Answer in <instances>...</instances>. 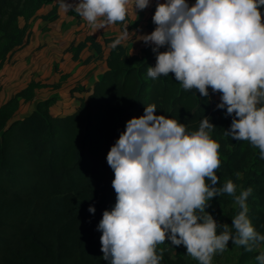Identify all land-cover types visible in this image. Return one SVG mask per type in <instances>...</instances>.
<instances>
[{
  "label": "trees",
  "instance_id": "1",
  "mask_svg": "<svg viewBox=\"0 0 264 264\" xmlns=\"http://www.w3.org/2000/svg\"><path fill=\"white\" fill-rule=\"evenodd\" d=\"M45 5L51 7L39 18L52 22L58 17L57 0H0V70L6 58L27 43L28 21ZM146 27L151 32L155 25L150 20ZM116 37H103L109 45L106 68L90 89H82L86 94L77 97L70 113L53 115L50 96L37 100L25 116L14 118L19 99L29 100L32 89L42 86L33 80L0 104V264H108L97 229L103 210L110 209L116 197L106 154L125 122L142 115L151 103L157 105V114L177 119L188 131L197 130L202 117H209L216 126L210 135L220 144L217 186L230 179L237 195L251 187L247 215L264 233V159L249 141L225 135L231 116L216 107L220 93L210 89L203 97L198 90H185L171 72L146 78L148 66L156 62L151 46L127 53L122 43L111 47ZM86 47L102 53V44L92 34L72 41L65 51L78 60ZM89 60L90 56L82 62ZM234 201L232 194L214 196L205 211L215 219L224 214L231 228L232 217L240 210L239 205L228 210ZM90 204L94 214L88 211ZM160 250L159 264H191L182 244L171 245L166 239L157 245L158 254ZM237 250L236 264H258L255 256L264 248L247 251L237 245Z\"/></svg>",
  "mask_w": 264,
  "mask_h": 264
},
{
  "label": "clouds",
  "instance_id": "2",
  "mask_svg": "<svg viewBox=\"0 0 264 264\" xmlns=\"http://www.w3.org/2000/svg\"><path fill=\"white\" fill-rule=\"evenodd\" d=\"M57 2L97 27L123 22L128 13V0ZM132 3L134 11L143 10L150 0ZM261 6L264 0H195L192 4L157 0L154 29L136 36L124 24L111 47L135 33L156 57L146 78L171 72L185 90H198L203 97L209 96L210 89L219 92L216 107L231 116L225 135L249 141L264 159ZM156 109L155 103L147 104L142 115L129 118L106 154L116 197L97 225L103 258L108 264H159L163 250L158 254L157 245L166 239L171 245H184L199 264H211L213 255L222 252L230 239L247 251L264 248V233L247 215L251 187L237 195L230 179L217 186L220 144L210 135L216 126L203 116L198 129L188 131L184 123L157 114ZM224 193L232 194L240 208L231 228L205 211L212 197ZM88 211L94 214V205ZM255 260L264 264V251Z\"/></svg>",
  "mask_w": 264,
  "mask_h": 264
},
{
  "label": "rangeland",
  "instance_id": "3",
  "mask_svg": "<svg viewBox=\"0 0 264 264\" xmlns=\"http://www.w3.org/2000/svg\"><path fill=\"white\" fill-rule=\"evenodd\" d=\"M128 1L131 2L132 0ZM152 1L153 8L157 0H150V3ZM131 5L133 6V3ZM48 8L49 6L46 9ZM262 8L263 6H261V10ZM262 21H264V12H262ZM23 23V19L20 18L19 24L22 25ZM80 23L81 26L78 31L62 33L63 31L57 26V23L44 22L39 19V14H36L28 21L29 35L27 43L9 55L0 70V95L8 94V96H11L16 91L22 89L27 83L28 74L29 79L42 84V86H37L32 89V96L29 100L23 101L22 98L19 99V106L14 114V118L25 116L31 111L33 102L36 99L49 95H53L54 101H59L58 106H56L59 108V115L68 113L72 109L69 104L72 98L78 97L76 91L84 90L85 80L89 79L91 82L99 74L103 61L101 56L96 57L92 61V65V62L83 63L81 60H72L71 56H69L70 52L63 51L65 45L72 40H77L82 37L88 31L90 32L95 26L85 18L79 17ZM104 27V30L101 31L102 34L106 33V35H110L114 33L112 30L113 23ZM133 29L136 36L149 33L146 27L139 23L134 24ZM129 31L132 30L130 29ZM135 33H132L125 40L126 49L138 51L143 44L142 40L134 36ZM106 50L107 48L104 47V51ZM19 63L23 65L21 68L27 67L25 72H22V75H20L21 68H14ZM63 75L65 76L62 77ZM85 83L87 84V82ZM55 84H58V87H54L53 85ZM70 89H73V92ZM81 95L84 96L83 92ZM237 206L238 203L234 201L228 210H235ZM216 220L221 223H226L224 214L218 215ZM217 231L219 232L220 229ZM237 255V245L228 242V246L222 252H217L213 255L211 264H236ZM189 259L191 264H199V261L190 254Z\"/></svg>",
  "mask_w": 264,
  "mask_h": 264
},
{
  "label": "crops",
  "instance_id": "4",
  "mask_svg": "<svg viewBox=\"0 0 264 264\" xmlns=\"http://www.w3.org/2000/svg\"><path fill=\"white\" fill-rule=\"evenodd\" d=\"M70 2H76V0H70ZM159 2H163V0H160ZM131 4H132V1H131V2L128 1V4H127L128 13H127V18L125 19V21H123V22L118 21V22L113 23L112 30L114 31V33H112V34H110V35H106V33L102 34L101 31H103L105 27H97V26L95 25V26L92 28V30H91L90 32L88 31L87 33L83 34L82 37L78 38L77 40H72V41H74L75 43H77L78 41L82 40L86 35L92 34V35H94V36L96 37V39L102 44V53H101L100 55L97 54L94 50L89 49V48H87V47H86L85 49H83V50L80 52V54H79V59H78V60H81V62H82L86 57H88V56H90L89 63L92 62L96 57L98 58V57L101 56V57L103 58V61H102V68L100 69L99 74H98L94 79H92L91 82H90L89 79L85 80V82H87V84L84 82V84H85V89H90V87L92 86L93 82H94L95 80H97V79L101 76L102 72H103L104 69L106 68L105 58H106L107 53H108L109 45H106V44L103 43V40H102L103 37H105V36H118V35L120 34L121 29H122V26H123L124 24H127V25H128V28L130 27L129 30L131 29V30L133 31V30H134V29H133L134 24L139 23V24L143 25L144 27H146L147 22L150 21V20H152V16H153L154 11H155V7L152 8V6H153V1L149 4V6H147V7L144 8L143 10L135 9V11H134L133 6H132ZM48 6H49V8L46 9ZM50 7H51L50 5H45V6H43V7L37 12V14L40 15V14H44V13H46V12L50 9ZM44 8H45V9H44ZM79 17H80V18H83V17L79 16V14H77L76 12L72 11L71 9H69L68 11H66L65 9L61 8L60 5H59V6H58V17H57L54 21H52V22H53V23H54V22L57 23V26H58L60 29H62V31H63L62 33H65V32H66V33H71V32L78 31V29L80 28L81 23L79 24ZM39 19H40V18H39ZM44 22H45V21H44ZM120 27H121V28H120ZM146 29H147V31L150 33V31H149V29H148L147 27H146ZM72 41H71V42H72ZM71 42H70V43H71ZM70 43H68L67 45H65V47L63 48V51H64V52H67V51H65V48H66ZM122 44L125 46V40L122 42ZM144 44H145V43L143 42V44L141 45V47L139 48L138 51H140V49L144 46ZM104 47L107 48L106 51H104ZM125 48H126V47H125ZM128 50H129V49L127 48V49H126L127 53H136V52H138V51H134V50H129V51H128ZM82 54H84V55L82 56ZM69 56H71V53L69 54ZM72 60H73V59H72ZM78 60H75V61H78ZM92 65H93V62H92ZM22 66H23L22 63H19V64H17L14 68L19 69V68H21ZM26 68H27V67H23V68H21V73H20V75L23 74L22 72H25V69H26ZM95 71H96V70H95ZM95 74H96V73H95ZM30 80H32V79H29V74H28V80H27L26 85L28 84V82H29ZM88 80H89L90 83L88 82ZM88 83H89V84H88ZM26 85H25V86H26ZM25 86H24V87H25ZM82 92H83V91H76L78 97H79V96H82V95H81ZM83 94L85 95L86 92H83ZM50 96L53 97V95H49V96H47V97H50ZM9 97H10V95L8 96V94H1V95H0V100H1V99H2V100L0 101V104H2L3 102H5ZM44 98H46V97H44ZM44 98H38V99H36V100L33 102V105H32L31 110L34 108V105H35V103H36L37 100L44 99ZM58 102H59V101L55 100V101L53 102V104L51 105V107H50V112H51L53 115H58V114H59V108L56 107V106H58V105H57ZM77 103H78V101H77V97H73L72 100H71V102L69 103V104L71 105L72 109H71L68 113H70L71 111L74 110V108L76 107ZM54 108H56V109H54ZM65 114H66V113H65ZM60 115H64V114H60Z\"/></svg>",
  "mask_w": 264,
  "mask_h": 264
}]
</instances>
